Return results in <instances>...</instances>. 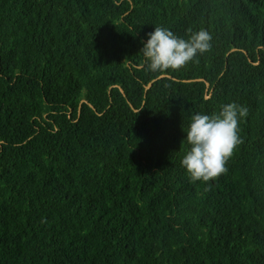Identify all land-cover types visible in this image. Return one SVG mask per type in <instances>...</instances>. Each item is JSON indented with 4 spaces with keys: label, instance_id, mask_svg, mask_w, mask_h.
I'll list each match as a JSON object with an SVG mask.
<instances>
[{
    "label": "trees",
    "instance_id": "trees-1",
    "mask_svg": "<svg viewBox=\"0 0 264 264\" xmlns=\"http://www.w3.org/2000/svg\"><path fill=\"white\" fill-rule=\"evenodd\" d=\"M155 27L211 48L153 72ZM229 103L243 142L192 182ZM0 264H264V0H0Z\"/></svg>",
    "mask_w": 264,
    "mask_h": 264
},
{
    "label": "clouds",
    "instance_id": "clouds-1",
    "mask_svg": "<svg viewBox=\"0 0 264 264\" xmlns=\"http://www.w3.org/2000/svg\"><path fill=\"white\" fill-rule=\"evenodd\" d=\"M211 35L201 29L188 40L178 38L163 27H155L148 34L140 51L153 72L179 70L198 54L211 48ZM247 116V109L229 103L218 115L195 114L191 117L186 140L190 146L181 166L192 182H208L227 171L226 164L234 149L243 141L238 135V124Z\"/></svg>",
    "mask_w": 264,
    "mask_h": 264
}]
</instances>
